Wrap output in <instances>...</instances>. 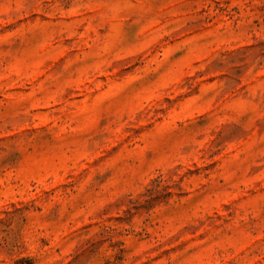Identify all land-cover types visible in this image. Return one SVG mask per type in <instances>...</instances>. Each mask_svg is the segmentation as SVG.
Instances as JSON below:
<instances>
[{
    "label": "rangeland",
    "instance_id": "1",
    "mask_svg": "<svg viewBox=\"0 0 264 264\" xmlns=\"http://www.w3.org/2000/svg\"><path fill=\"white\" fill-rule=\"evenodd\" d=\"M0 264H264V0H0Z\"/></svg>",
    "mask_w": 264,
    "mask_h": 264
}]
</instances>
